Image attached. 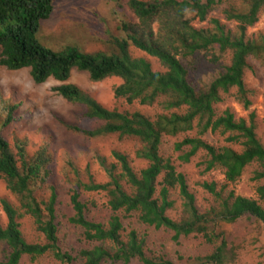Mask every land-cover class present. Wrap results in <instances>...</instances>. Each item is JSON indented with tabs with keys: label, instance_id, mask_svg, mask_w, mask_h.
<instances>
[{
	"label": "trees",
	"instance_id": "1",
	"mask_svg": "<svg viewBox=\"0 0 264 264\" xmlns=\"http://www.w3.org/2000/svg\"><path fill=\"white\" fill-rule=\"evenodd\" d=\"M237 1L129 0L127 5L137 21L122 20L120 28L124 36L111 38L115 47L113 52L91 53L75 45L56 50L40 42L38 33L42 22L54 13V0H0V65L10 70L29 68L32 79L38 84L50 78L62 82L55 90L63 99L83 106V114L88 119L103 122L95 129L74 124H66L67 128L92 138L109 134L134 138L141 144L136 157L147 162L137 171L131 165L128 153L114 150V161L100 159V165L109 177L107 182H83L77 178L76 188L70 195L74 215L69 221L80 226L85 240L95 245L73 256L63 251L58 243L55 223L58 195L55 187L48 183L53 172V157L47 146L31 152L27 142L11 145L3 129L22 118L17 112L20 103L3 102L0 178L11 193L20 197L22 208L34 218L45 242H28L21 231V213L7 199H2L0 243H5L8 251L0 264H20L24 256L36 259L48 253L68 264L79 260L82 264H114L118 261L129 264L134 259L144 264H174L162 257L154 261L149 256L144 237L135 229H125L122 219L133 214H138L144 225L173 232L174 240L195 234L207 243L215 244L211 254L197 257L196 260L204 264H226L230 258L223 233L215 232L219 222L234 223L249 216L261 225L264 233V144L256 132V114L250 113L247 119L238 117L232 107L221 112L216 107L232 94L233 99L249 110L253 104L252 91L247 89L244 79L250 68L248 59L254 57L264 65V30L251 34L248 31L264 15V0ZM241 1L245 7L239 6ZM220 6H224L221 10L223 19L212 17L209 24L202 27L193 24L195 19L207 21L210 13ZM189 13L193 16L189 17ZM131 46L156 58L164 70H155L145 57H134ZM200 53L212 63H219L224 54L230 55V61L210 83L197 89L183 62ZM74 69L88 73L92 82L117 77L122 82L114 88L116 99L147 106L157 103L162 112L150 116L139 111L108 109L68 82ZM209 132L227 135V142L240 149L230 145L215 146L204 139ZM179 135H183V139L177 141L174 148L181 152V163H189L201 151L200 166L205 165L204 172L216 168L223 171V183L204 181L201 184L214 200L205 212L198 208L185 174L160 152L165 136ZM252 164L257 165L253 175V180L258 183L257 196L237 195L229 186L238 182ZM68 165L75 176L80 175L75 163L68 161ZM176 188L183 200L179 219L168 214L174 206L170 191ZM80 189L107 193L111 213L106 224L87 216V203L82 201ZM38 190L48 191V199L38 198ZM106 242L112 246L104 247Z\"/></svg>",
	"mask_w": 264,
	"mask_h": 264
},
{
	"label": "rangeland",
	"instance_id": "2",
	"mask_svg": "<svg viewBox=\"0 0 264 264\" xmlns=\"http://www.w3.org/2000/svg\"><path fill=\"white\" fill-rule=\"evenodd\" d=\"M128 1L54 0V13L50 19L42 22L38 33L39 40L46 47L56 50L66 45H75L85 52H113L115 47L111 38L124 36V32L120 28L122 20L137 21L127 5ZM239 6L245 7L246 5L241 1ZM223 8L224 6H220L213 10L207 21L199 22L195 19L193 24L196 27H202L207 26L212 17L223 19L221 12ZM191 16L193 15L189 13V17ZM260 30H264V15H261L259 22L248 31L251 34ZM130 51L134 57L147 58L155 70H164L156 58L144 54L134 46L130 47ZM223 56L224 58L219 63L210 62L202 53L184 60L183 63L188 68L189 79L197 89L204 88L222 72L224 66L230 61V55L224 54ZM248 62L250 68L246 70L244 79L247 89L252 91L250 97L253 104L250 109L245 110L233 99L232 94L216 107L218 112L232 107L238 117L247 119H249L250 113L255 112L256 132L264 144V65L254 57L249 58ZM68 82L77 85L108 109L116 108L127 112L139 111L150 116L162 112L161 105L157 103L147 106L138 102L128 104L124 99H116L114 88L122 82L117 77L92 82L88 73L74 69ZM60 85L62 82L53 78L41 84L36 83L30 75L29 68L10 70L0 65V114L3 102L9 101L20 103L17 112L18 116L22 117L18 122L4 128L3 134L12 146L17 145L19 141L27 142V149L31 152L36 151L40 146H47L48 153L53 157L51 163L53 172L48 183L55 187L58 195L55 220L58 227V243L63 251H68L76 256L80 250L92 248L95 245V243L85 240L84 231L80 226L69 221L74 215L70 195L76 188L77 178L83 182L90 180L96 183L107 182L109 177L100 165V159L106 158L108 161H114L112 156L114 150L128 153L131 165L137 171L145 167L147 162L136 157V151L141 147V144L134 138L119 137L117 134L92 138L67 128L66 124H74L87 129H95L100 127L103 122L88 119L83 114L85 111L83 106L69 103L63 99L55 90ZM226 137L227 135L209 132L204 136V139L218 147L230 145L234 149H240L239 146L228 143ZM182 139L183 135L165 136L160 152L164 157L172 160L179 172L185 174L190 191L196 197L198 208L205 212L214 200L212 195L202 188L201 184L204 181L223 183V171L216 168L210 172H204L205 165L200 166L201 157H203L201 151L189 163H181L179 161L181 152L176 151L174 146L177 141ZM68 161L78 166L80 175H74ZM256 169V164L248 166L238 182L230 185L229 189L234 190L237 195L256 197L258 183L253 180ZM123 184L127 185L125 181ZM80 192L82 201L87 203V216L106 224L111 213L107 204V193L86 192L82 189ZM49 194L48 191L42 190L36 192L40 199H48ZM2 199H7L21 213L19 222L24 238L28 242H45L43 234L37 229L34 218L25 213L22 208L20 197L11 193L6 183L0 178V201ZM170 199L174 201V206L169 209L168 214L174 219H179L182 215L183 200L178 188L170 191ZM2 218L5 224L4 213ZM122 220L127 231L135 229L141 237H144L147 250L150 251L149 256L156 262L162 257L174 264H204L200 260H196L197 257L207 256L215 250V244L207 243L200 235L181 236L178 240H174L173 232L164 229L157 230L144 225L140 222L138 214H133ZM215 232L223 233L228 242L230 258L226 264H264V233L261 225L253 218L243 216L234 223L219 222L215 227ZM103 246L109 248L112 244L106 242ZM7 251V245L0 243V260L4 258ZM82 263L79 260L70 264ZM20 264L68 263H62L55 259L51 253H48L36 259L24 256ZM105 264L112 263L106 262ZM114 264L123 263L118 261ZM129 264L144 263L134 259Z\"/></svg>",
	"mask_w": 264,
	"mask_h": 264
}]
</instances>
